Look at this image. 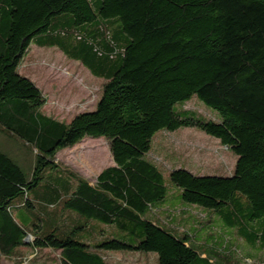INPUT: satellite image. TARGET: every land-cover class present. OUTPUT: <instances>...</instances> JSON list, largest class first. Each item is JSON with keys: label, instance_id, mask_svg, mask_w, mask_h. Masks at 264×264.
Wrapping results in <instances>:
<instances>
[{"label": "trees", "instance_id": "16d2710c", "mask_svg": "<svg viewBox=\"0 0 264 264\" xmlns=\"http://www.w3.org/2000/svg\"><path fill=\"white\" fill-rule=\"evenodd\" d=\"M32 42L104 81L94 110L68 122L43 111L42 92L18 70ZM192 97L219 118L176 108ZM182 127L217 138L237 160L229 177L171 171L181 202L264 250V0H0V261L31 237L33 250L58 253L59 264H113L107 252L155 254L156 264H239L219 253L222 238L195 245L154 213L168 193L146 158L150 140ZM85 138L107 140L113 161L93 185L57 161ZM44 196L59 206L56 221L29 233L11 208L33 209ZM69 213L81 225L62 232Z\"/></svg>", "mask_w": 264, "mask_h": 264}, {"label": "rangeland", "instance_id": "374dc122", "mask_svg": "<svg viewBox=\"0 0 264 264\" xmlns=\"http://www.w3.org/2000/svg\"><path fill=\"white\" fill-rule=\"evenodd\" d=\"M18 70L42 92L46 100L43 111L65 122L78 113L94 110L104 84L103 80L94 78L79 62L69 59L57 48H40L34 42ZM176 108L187 110L198 119L219 118L216 111L205 106L196 97ZM146 158L159 170L167 188L168 197L164 206L154 212L163 225L168 224L169 228L180 233L190 232L195 245H210L213 240L222 238L224 244L220 245L222 248L219 253L229 257V260L239 264H264V250L248 247L208 210L181 202L180 190L170 182V172L177 169H184L194 176L229 177L234 172L237 160L231 150L222 146L217 138L197 128L182 127L171 132H156L150 140V151ZM57 161L63 169L87 180L91 185L95 183L100 171L113 165L109 142L104 138H85L76 146L60 151ZM30 198L33 200V195ZM20 204L21 202L15 203L10 212L15 221L29 233H33L34 225L40 226L41 221L46 218H55L53 213L59 209L58 205L50 206L52 202L47 196L35 199L33 209ZM55 221L56 219L52 220L53 223ZM206 222L208 228L204 230L202 226ZM74 225L80 226L81 219L70 213L60 224L62 232L67 233ZM100 227L101 224H94L90 235L96 234ZM78 235L89 236L87 233L76 234ZM114 239L121 240L119 237ZM31 241V237L26 239L28 243ZM27 247L23 245L20 248L24 250ZM16 250L17 248L13 249L14 255ZM41 255L58 263L56 252L41 251ZM105 255L106 260L113 264H156L155 254L107 252ZM15 262L19 264V261ZM3 264H14V261L9 259V262Z\"/></svg>", "mask_w": 264, "mask_h": 264}, {"label": "crops", "instance_id": "0c3cea01", "mask_svg": "<svg viewBox=\"0 0 264 264\" xmlns=\"http://www.w3.org/2000/svg\"><path fill=\"white\" fill-rule=\"evenodd\" d=\"M24 244H25L24 246H28L26 249L21 250V248L18 247L15 255H14V251H13V256H10L7 258L2 257L0 264H3L4 262H9V259H13L14 264L16 263L15 261H19L18 262L19 264H59V262L53 263V260L51 258H47V257L43 258L42 255L40 256L41 251L44 253L46 251L50 252V250H33L28 245V242L24 241ZM41 258H43V259H41ZM25 259L27 261H25ZM51 261H52V263H51Z\"/></svg>", "mask_w": 264, "mask_h": 264}, {"label": "water", "instance_id": "95a60500", "mask_svg": "<svg viewBox=\"0 0 264 264\" xmlns=\"http://www.w3.org/2000/svg\"><path fill=\"white\" fill-rule=\"evenodd\" d=\"M27 238H28V237H27ZM27 238H26V239H27ZM26 239H25V241H26Z\"/></svg>", "mask_w": 264, "mask_h": 264}]
</instances>
